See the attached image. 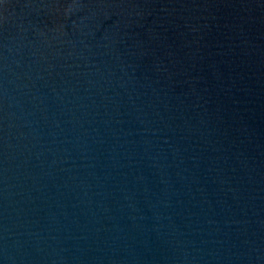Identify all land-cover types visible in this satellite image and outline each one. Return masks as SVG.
<instances>
[{
    "label": "water",
    "instance_id": "95a60500",
    "mask_svg": "<svg viewBox=\"0 0 264 264\" xmlns=\"http://www.w3.org/2000/svg\"><path fill=\"white\" fill-rule=\"evenodd\" d=\"M0 264H264V0H0Z\"/></svg>",
    "mask_w": 264,
    "mask_h": 264
}]
</instances>
